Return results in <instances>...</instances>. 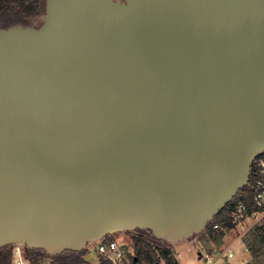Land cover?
Instances as JSON below:
<instances>
[{
    "label": "water",
    "instance_id": "water-1",
    "mask_svg": "<svg viewBox=\"0 0 264 264\" xmlns=\"http://www.w3.org/2000/svg\"><path fill=\"white\" fill-rule=\"evenodd\" d=\"M264 153V0H46L0 27V249L181 243Z\"/></svg>",
    "mask_w": 264,
    "mask_h": 264
},
{
    "label": "trees",
    "instance_id": "trees-1",
    "mask_svg": "<svg viewBox=\"0 0 264 264\" xmlns=\"http://www.w3.org/2000/svg\"><path fill=\"white\" fill-rule=\"evenodd\" d=\"M46 12V0H0V27L9 28L15 25L39 27ZM260 156H264V153ZM254 166H251L249 184L242 188L238 194L214 217L208 224L206 231L212 238L221 239L228 230L234 228L233 212L237 209L239 202L246 205V213L251 214L253 210V198L251 184L254 181ZM218 224L220 228L214 229ZM141 235L135 239L136 258L138 262L146 264H159L163 258L167 264H179L174 257L170 243L157 240L150 231L137 230ZM110 239V238H109ZM157 246L158 251L152 245ZM26 257L32 264H43L42 258L50 257L43 250H35L25 247ZM87 249L74 252L66 251L58 256L52 257L54 264H92L86 259ZM13 246H5L0 249V264H11ZM100 264H111L102 261Z\"/></svg>",
    "mask_w": 264,
    "mask_h": 264
},
{
    "label": "rangeland",
    "instance_id": "rangeland-1",
    "mask_svg": "<svg viewBox=\"0 0 264 264\" xmlns=\"http://www.w3.org/2000/svg\"><path fill=\"white\" fill-rule=\"evenodd\" d=\"M137 235H141L137 230L122 231L110 235L109 238L118 241L125 240L130 244L132 238L134 236L135 238L138 237ZM185 242L189 244L177 248V251L174 245L170 246L175 254L177 252L181 253L182 258L177 259L180 262L179 264H207L206 262L204 263V260H199L198 253H201L203 257L208 253L213 258L212 264H264V212L259 217L242 218L237 221L234 224V228L228 230L225 236L219 240L212 238L211 234L205 229L180 244ZM98 244L99 242L91 243L87 248L86 259L92 264H99V256L95 252ZM12 246L13 250L14 248L22 247L26 254V246L22 244ZM131 252L134 254V249L131 248ZM229 252L235 253V257L230 258ZM186 254L187 258L184 260V255ZM41 260L43 264H54L52 256L42 258ZM160 260L159 264H165L163 258H160ZM141 263L146 264L144 262Z\"/></svg>",
    "mask_w": 264,
    "mask_h": 264
},
{
    "label": "built area",
    "instance_id": "built-area-1",
    "mask_svg": "<svg viewBox=\"0 0 264 264\" xmlns=\"http://www.w3.org/2000/svg\"><path fill=\"white\" fill-rule=\"evenodd\" d=\"M254 166V181L251 184L252 198H253V210L251 214L246 213V205L243 202H239L237 209L233 212V224L242 218H255L259 217L264 212V156H257L252 162ZM220 226L214 225V229L218 230ZM112 235V234H111ZM110 236V235H109ZM109 236L101 239L98 246L95 248V252L99 256V264L102 261L109 262L111 264H142L138 262L136 258L135 250V236L132 238L131 243H127L125 240H112ZM154 248L158 251L157 246L152 242ZM131 248L134 249V254L131 252ZM174 251V250H173ZM174 257L179 259L181 253H174ZM229 257H234L233 252H229ZM199 260H204V263L212 264L213 258L207 253L205 257L199 254ZM178 261V260H177ZM12 264H31L26 258L24 249L22 247L14 248L12 255Z\"/></svg>",
    "mask_w": 264,
    "mask_h": 264
},
{
    "label": "crops",
    "instance_id": "crops-1",
    "mask_svg": "<svg viewBox=\"0 0 264 264\" xmlns=\"http://www.w3.org/2000/svg\"><path fill=\"white\" fill-rule=\"evenodd\" d=\"M182 243V242H181ZM179 245H176V244H174V247H175V250L177 251V248H181V247H183L184 245H188L189 243H183V244H180V243H178ZM198 254H200V253H198ZM234 257H235V253H234ZM182 258V257H181ZM184 260H186V258H187V254L186 255H184ZM176 259V258H175ZM227 260H229V259H227ZM165 261V260H164ZM187 261H189V260H187ZM180 263V262H179ZM165 264H167L166 263V261H165ZM190 264H194V263H190Z\"/></svg>",
    "mask_w": 264,
    "mask_h": 264
}]
</instances>
